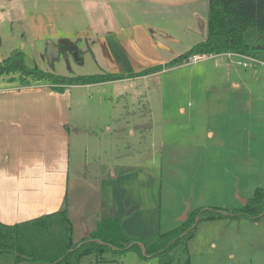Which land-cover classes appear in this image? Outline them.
I'll return each mask as SVG.
<instances>
[{
  "label": "rangeland",
  "instance_id": "374dc122",
  "mask_svg": "<svg viewBox=\"0 0 264 264\" xmlns=\"http://www.w3.org/2000/svg\"><path fill=\"white\" fill-rule=\"evenodd\" d=\"M208 8V0L180 6L150 0H0V61L18 50L30 68L62 76L104 73L113 62L105 61V43L98 38L139 24L146 25L158 56L135 39L132 55L144 57L138 58L144 63L170 61L205 40ZM243 37L250 47L264 44L255 27H248ZM249 57L199 55L150 74L70 85L72 122L90 131L79 132L85 140L74 132L72 161H83L84 142L92 155V175L112 174L107 160L113 142L120 147L115 161L154 158L161 164L165 231L187 219L184 211L198 206L240 207L241 199L264 187V63ZM122 64L117 67L130 70ZM125 101L133 111L129 117L120 113ZM107 124L114 127L110 133ZM96 133L107 150L100 158L93 148ZM83 223L92 233L81 221L74 243L89 236ZM197 230L188 250L190 264H264V215L204 222ZM103 255L99 258L108 262L96 264L143 263L131 250ZM184 258L176 264H184Z\"/></svg>",
  "mask_w": 264,
  "mask_h": 264
},
{
  "label": "crops",
  "instance_id": "0c3cea01",
  "mask_svg": "<svg viewBox=\"0 0 264 264\" xmlns=\"http://www.w3.org/2000/svg\"><path fill=\"white\" fill-rule=\"evenodd\" d=\"M98 39L105 43V61L113 62V66L107 64L104 72L130 74L125 77L130 78L143 69L165 63L152 59L144 63L139 60L144 57L132 55L135 48L131 41L135 39L150 54L158 56V47L148 36L144 24L106 33ZM121 64H127L130 70L118 68ZM18 77L0 75V222L11 225L66 206L72 223V238L77 230L80 231L81 221L88 223L94 232L98 221L109 218L120 219L127 234L142 240H151L164 232L167 221H163L161 209V164L154 158L141 162L115 161L113 158H117L120 147L113 142V151L107 160L112 174L108 171L90 174L88 164L92 155L85 142L83 161H72L74 138L85 140L79 132L87 135L90 131L72 122L70 85L54 89L56 84L32 79L22 84ZM121 105L120 113L129 117L133 113L129 111V104L125 101ZM113 128L110 124L105 126L107 133ZM74 132H77L75 137ZM129 133L133 134L132 128ZM96 134L97 141L92 147L100 158L107 150L102 135ZM200 207L207 206L197 208ZM190 212L184 211L183 216ZM170 218H174V214ZM223 220L203 221L199 225L204 222L213 225ZM83 237L80 242L84 241ZM190 243L191 239L188 250ZM150 259L142 260V264H148ZM99 262L108 261L94 256L83 258V264Z\"/></svg>",
  "mask_w": 264,
  "mask_h": 264
},
{
  "label": "trees",
  "instance_id": "16d2710c",
  "mask_svg": "<svg viewBox=\"0 0 264 264\" xmlns=\"http://www.w3.org/2000/svg\"><path fill=\"white\" fill-rule=\"evenodd\" d=\"M207 36L179 56L164 64L143 69L133 75H145L188 62L194 55L235 53L264 61V44L250 47L244 40L248 27L264 36V0H208ZM252 52V55L250 53ZM19 72L18 81L30 79L59 85L91 84L131 76L104 72L62 76L26 65L22 51H14L0 61V75ZM59 84V85H58ZM264 213V187H256L253 195L238 208L200 207L188 214L180 225L142 240L127 234L118 218L100 220L96 230L80 243H73L72 223L67 207L15 224L0 222V264H83L87 256L104 253L121 254L134 251L141 260L155 259V264H176L185 257L190 264L188 242L200 222L213 219L242 221L258 219Z\"/></svg>",
  "mask_w": 264,
  "mask_h": 264
},
{
  "label": "water",
  "instance_id": "95a60500",
  "mask_svg": "<svg viewBox=\"0 0 264 264\" xmlns=\"http://www.w3.org/2000/svg\"><path fill=\"white\" fill-rule=\"evenodd\" d=\"M150 1L154 3H158V4L168 5V6H180V5L196 2L199 0H150ZM245 201H246L245 199H241L242 205H244ZM83 226H84V234L87 235L88 230L86 229L84 223H83Z\"/></svg>",
  "mask_w": 264,
  "mask_h": 264
},
{
  "label": "built area",
  "instance_id": "2783aa9c",
  "mask_svg": "<svg viewBox=\"0 0 264 264\" xmlns=\"http://www.w3.org/2000/svg\"><path fill=\"white\" fill-rule=\"evenodd\" d=\"M199 56L198 55H194V56H192L191 58H193V59H197ZM245 58H250L249 56H245Z\"/></svg>",
  "mask_w": 264,
  "mask_h": 264
}]
</instances>
